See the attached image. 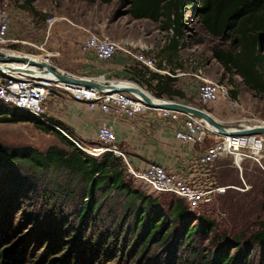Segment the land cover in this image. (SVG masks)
I'll return each mask as SVG.
<instances>
[{
	"label": "rangeland",
	"instance_id": "obj_1",
	"mask_svg": "<svg viewBox=\"0 0 264 264\" xmlns=\"http://www.w3.org/2000/svg\"><path fill=\"white\" fill-rule=\"evenodd\" d=\"M1 2L2 0L0 4ZM6 2L9 20L7 37L19 42L10 44L9 48L18 51L10 53L14 57L39 60L38 57L25 53L38 54L32 45H45L47 51L59 53L52 61L62 71L66 72L62 68L65 67L73 71L75 75H71L74 76L102 74L105 77H98L102 76L106 80H156L154 76L198 80L192 74L201 70L204 78L224 81L231 86V91L236 89L238 96L235 100L239 108H232L227 101L203 104L197 97L194 83L189 89V96H186L187 103L217 115L219 121L229 125L264 124V97L255 95L237 75L226 74L213 59L212 47L220 45L227 49L228 42L223 43L206 33L189 8L184 10L187 20L184 45L174 54L165 49L172 32L161 31L162 21L153 23L133 20L129 15H123L124 9L120 0H113L108 5L98 2L87 4L80 0H36L33 3L34 12L24 5V0ZM48 18L55 19L51 27L46 23ZM90 34L107 38L121 47L133 44L143 48L145 56L156 61V68L160 73L138 68L122 51H118L108 62L98 61L93 55L87 59L90 66L83 67V57L87 53L83 47ZM198 40L200 43H197ZM229 79L234 84L231 85ZM51 94L52 97L74 101L63 90L53 89ZM158 98H161L159 101H166V98ZM50 101L51 99L47 105ZM0 145L15 149L31 148L42 153L53 146L67 150L55 136L36 129L32 122H0ZM95 147L97 142L93 148ZM119 158L126 168L125 183L143 195L159 200L160 209L168 215L172 200L178 198L159 194L145 182L134 178L129 173L124 158ZM240 168L241 170L234 166L231 157H225L217 160L210 168L200 171L215 186L228 189L217 196L212 205L195 211L188 210L185 221L172 224L166 220L165 224H172L173 227L167 241L159 245L158 241L151 242L146 247H143L142 240H133L132 219L122 215L121 204L114 209L116 214L109 216L108 209L115 202H120V199L116 201L113 194L103 203L98 213L79 219L76 213L79 205H70L58 198L49 199L41 182L18 196V183L6 185L3 180L6 172L0 170V247H13L19 253L25 252V261L32 264H38L42 257L46 258L45 263L58 260L62 253L69 254L74 264H203L208 262L210 255L209 261L214 263L219 251H224L226 242L230 244L232 237L244 233L249 238L259 228L258 225L264 223L261 193L264 184V148L259 164L247 158ZM219 174L223 176L225 185L219 183ZM225 199L227 203L224 201L223 205L222 201ZM198 217L213 221L215 231L209 236L197 233L188 242L183 240L182 226L197 224ZM69 238V241H65ZM230 245L232 248L228 253L235 261H239L244 250H234L233 244ZM246 251L252 254L250 264H264L259 248L249 247Z\"/></svg>",
	"mask_w": 264,
	"mask_h": 264
},
{
	"label": "trees",
	"instance_id": "obj_2",
	"mask_svg": "<svg viewBox=\"0 0 264 264\" xmlns=\"http://www.w3.org/2000/svg\"><path fill=\"white\" fill-rule=\"evenodd\" d=\"M35 1L24 0V5L34 12ZM80 1L108 5L113 0ZM120 5L124 9L123 15H129L133 20H147L153 23L161 20V31L172 32L165 49L174 54L184 45V31L187 29L184 10L191 9L192 16L206 33L223 43L228 42L227 49L220 45L212 47L213 59L226 74L237 75L255 95L264 97V0H120ZM154 77L156 80H175L169 77ZM229 82L234 84L232 79H229ZM155 87L156 97L166 95L184 99L179 91L171 90L168 83L162 86L157 84ZM237 96L238 91L232 90L231 98L235 100ZM8 113L9 118L0 117V122H32L36 129L45 134H52L67 147L66 150L53 146L42 153L31 148L15 149L0 145V170L6 172L3 180L6 185L18 183V196L41 182L49 199L58 198L70 205H79L76 213L78 218L82 219L89 214L98 213L103 203L113 194L116 201L120 199V202H115L108 209L109 216L113 217L111 215L116 214L114 209L121 204L122 215L132 219L133 240H142L143 247L155 241H158L157 245L165 243L173 228L172 224L187 219L188 208L183 201L173 199L170 211L165 215L160 209L159 200L145 196L126 184V168L121 158L109 152L94 158L79 150L59 131L32 119L29 114L17 110H10ZM49 121L71 137L61 122ZM217 179L220 184L225 185L222 175L219 174ZM261 193L264 203V184ZM224 201L227 203L225 199L222 201L223 205ZM230 212L233 214L232 210ZM166 220L172 223L171 226L165 224ZM258 227L249 238L244 233L232 237L230 244H233L234 250H244L239 261L230 256L228 251L232 246L226 242L224 251H219L214 263L209 261L210 255L208 262L203 264H250L252 254L246 251L249 247L259 248L264 258V223H260ZM214 231L213 221L198 217L197 224L182 226L181 235L183 240L188 242L197 233L209 236ZM69 240L70 238L65 241ZM25 259V252L19 253L13 247H0V264H32ZM45 261L46 258L42 257L38 264ZM45 264L74 263L69 254L62 253L60 259Z\"/></svg>",
	"mask_w": 264,
	"mask_h": 264
},
{
	"label": "built area",
	"instance_id": "obj_3",
	"mask_svg": "<svg viewBox=\"0 0 264 264\" xmlns=\"http://www.w3.org/2000/svg\"><path fill=\"white\" fill-rule=\"evenodd\" d=\"M8 4L2 0L0 4V56H12L10 53L18 52L10 47L18 41L9 40V20L6 14ZM46 23L51 27L55 23L54 18H48ZM38 54L25 53L39 58L38 62L46 64L57 73H66L53 64L52 59L59 53L49 52L45 45H32ZM84 51L90 52L98 61L108 62L112 60L118 51H122L128 58L149 72L160 73L156 68V61L145 56L143 48L133 44L121 47L118 43L107 38H99L90 34L86 40ZM138 49V50H136ZM22 53V52H21ZM0 117H9L10 110L25 112L32 119L52 127L63 136L72 141L82 152L100 157L104 153H112L116 157H123L116 144V135L112 127L105 123L100 124L96 130L97 147L85 149L71 139L63 130L50 123L47 112L48 101L52 98L53 89L63 90L69 93L72 99L86 105L90 111H99L105 116L114 118L124 117L133 119L141 115L145 110L159 112V117L174 124V137L186 145H202L210 138L212 143L206 146L202 153L192 162L195 173L183 174L176 169L168 170L165 167L152 163L142 171L129 169L131 175L145 182L152 190L159 194H167L182 200L188 210L195 211L201 207H207L215 202V198L225 193L228 187L215 186L206 180L207 176L200 171L210 168L220 158L231 157L234 166L241 170V163L250 158L259 164L264 148L262 136H224L213 133L202 121L169 110L150 108L136 95L125 92H100L95 89L83 87H64L58 81L50 78L37 66L24 62L0 63ZM12 68L14 71H9ZM192 76L198 80L196 83L197 97L203 104H215L219 101H227L232 108H239L236 100H232L231 86L224 81L208 80L203 77L201 70ZM107 82H119L106 80ZM132 83V82H131ZM148 93V92H147ZM151 97L155 95L148 93ZM158 98V97H156ZM219 138V139H217Z\"/></svg>",
	"mask_w": 264,
	"mask_h": 264
},
{
	"label": "crops",
	"instance_id": "obj_4",
	"mask_svg": "<svg viewBox=\"0 0 264 264\" xmlns=\"http://www.w3.org/2000/svg\"><path fill=\"white\" fill-rule=\"evenodd\" d=\"M147 21V20H146ZM68 53V52H67ZM93 54H84L82 66H90L87 59ZM138 68H143L137 64ZM70 74L73 71L62 67ZM102 75V74H100ZM99 74H80V77L97 78ZM132 77V75L128 74ZM77 76V74H76ZM105 77V75H102ZM104 80H106L104 78ZM132 82L148 93H156V85L162 86L168 83L171 90L179 91L184 99L178 97L162 98L189 104L186 96L192 83L196 86V80H116ZM193 85V86H194ZM188 92V93H187ZM191 105V104H190ZM48 118L59 121L67 132L81 147L90 149L96 143L97 127L105 123L112 127L116 135L117 148L124 156L125 165L133 171H142L152 163L159 164L168 170L176 169L183 174L195 173L192 162L198 157L203 149L210 145L211 139L205 140L202 145H186L175 139L174 124L162 120L159 112L145 110L141 115L127 119L124 117L114 118L105 116L99 111H90L86 105L66 98L52 97L47 105ZM217 120V115L211 114Z\"/></svg>",
	"mask_w": 264,
	"mask_h": 264
},
{
	"label": "water",
	"instance_id": "obj_5",
	"mask_svg": "<svg viewBox=\"0 0 264 264\" xmlns=\"http://www.w3.org/2000/svg\"><path fill=\"white\" fill-rule=\"evenodd\" d=\"M9 62H24L31 65L37 66L43 70V73L47 74L50 78L55 79L59 82H65L70 87H83L85 89H95L100 92H125L136 95L139 97L145 105L150 108L169 110L179 112L191 117H194L202 121L213 133L217 136H264V124L263 125H252L245 129H240L236 131H227L226 126L222 125L220 122L215 120L213 116L205 111L190 104H185L182 102H177L173 100H166L165 103H155L152 98L145 90H143L138 85L128 82H107L104 77L98 78H87L74 76L68 73H57L54 69L49 68L46 64L42 62H33L25 57H14V56H0V63ZM9 71H14L12 68H7ZM1 70V68H0ZM124 83V84H122ZM122 84V85H121ZM161 100V98H156ZM226 123V122H223Z\"/></svg>",
	"mask_w": 264,
	"mask_h": 264
},
{
	"label": "bare ground",
	"instance_id": "obj_6",
	"mask_svg": "<svg viewBox=\"0 0 264 264\" xmlns=\"http://www.w3.org/2000/svg\"><path fill=\"white\" fill-rule=\"evenodd\" d=\"M23 57V56H22ZM26 59L30 60L29 58L25 57ZM30 61H33V60H30ZM39 60H36V61H33V62H38ZM104 79V78H103ZM58 84L61 85V86H64V87H67L68 85L65 83V82H59L58 81ZM124 84V83H122ZM121 84V85H122ZM156 98H152V100L155 102V103H165L166 101H159V100H155ZM214 118V117H213ZM215 120H217L216 118H214ZM218 122H220L222 125L226 126L225 129L227 131H236V130H240V129H245V128H248L250 126H252L253 124H248V125H238V124H233V125H238V126H233V125H229V124H226V123H223L222 121H219L217 120ZM264 137V136H262Z\"/></svg>",
	"mask_w": 264,
	"mask_h": 264
}]
</instances>
